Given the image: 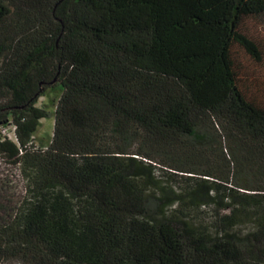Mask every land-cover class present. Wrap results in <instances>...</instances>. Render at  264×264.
<instances>
[{
    "label": "trees",
    "instance_id": "obj_1",
    "mask_svg": "<svg viewBox=\"0 0 264 264\" xmlns=\"http://www.w3.org/2000/svg\"><path fill=\"white\" fill-rule=\"evenodd\" d=\"M0 166V262L264 264V0H0Z\"/></svg>",
    "mask_w": 264,
    "mask_h": 264
},
{
    "label": "rangeland",
    "instance_id": "obj_2",
    "mask_svg": "<svg viewBox=\"0 0 264 264\" xmlns=\"http://www.w3.org/2000/svg\"><path fill=\"white\" fill-rule=\"evenodd\" d=\"M59 86H54L45 90L43 95L38 98L36 106L43 108L44 110L50 113V117L44 118L40 121L36 131L33 134V142L36 146L45 148L49 145L54 125V112L55 106L58 99ZM4 129V128H3ZM9 137H12V128L7 127L4 130ZM155 177L160 181V186H166L170 183L164 177L162 171L157 168L155 169ZM0 181L4 182V195L3 197L7 200L9 205L15 203V201L21 195V181L15 171L8 170L0 166ZM171 185L178 191V188L181 186L177 183L171 182ZM175 206L171 207L167 212H170L171 209H174ZM213 212L210 208H201L200 210L194 212L191 215V220L193 223L201 224L203 226L207 225L212 219ZM242 232H246L251 229L248 221H245L244 224L240 226ZM0 264H19L16 261H6L0 262Z\"/></svg>",
    "mask_w": 264,
    "mask_h": 264
}]
</instances>
